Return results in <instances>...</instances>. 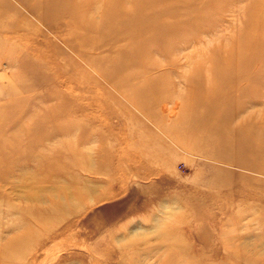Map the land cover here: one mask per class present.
<instances>
[{"label": "rangeland", "instance_id": "1", "mask_svg": "<svg viewBox=\"0 0 264 264\" xmlns=\"http://www.w3.org/2000/svg\"><path fill=\"white\" fill-rule=\"evenodd\" d=\"M60 2L0 0V264H264V0L149 4L167 45Z\"/></svg>", "mask_w": 264, "mask_h": 264}, {"label": "bare ground", "instance_id": "2", "mask_svg": "<svg viewBox=\"0 0 264 264\" xmlns=\"http://www.w3.org/2000/svg\"><path fill=\"white\" fill-rule=\"evenodd\" d=\"M60 5H58V10H62L66 7H69L71 5L70 0H61ZM159 2V0H109L108 6L110 9H113V13L106 15V21L112 28H117L120 31H123L124 29H127V37L132 38V39H138L139 37L142 38L144 35L148 41L157 39L160 41L162 44L167 45L169 44H175L172 40L166 38V32L167 29L163 27H160L157 25L156 19L153 18L152 15H149L150 12L146 11V7L149 4H156ZM127 7H132L133 10L131 12L128 11ZM50 8V7H49ZM51 9V8H50ZM117 13H121V15H116ZM149 16V17H148ZM151 17V18H150ZM83 14H81L80 19H83ZM146 42V41H145ZM142 46V45H141ZM142 57H146L147 55L150 54V51H144L142 52ZM146 54V55H145ZM257 54V51L254 52L250 46L244 45L242 48V53L239 57V60L241 61H246L245 64L248 65L251 61L255 59ZM96 66L99 68V71L104 77H110V73L108 70H105L102 65L96 64ZM249 66V65H248ZM235 68V67H233ZM231 68L228 65H225L224 70L225 72H228ZM245 70V67H243ZM19 72L23 71L25 72L26 70L24 69H17ZM195 74H200L201 70L196 69L194 70ZM195 78H199L198 76H192L191 80H194ZM112 80V79H111ZM113 80H115L113 78ZM194 83V82H193ZM115 87H118L119 89L123 87L122 81H120V84L118 81L115 83ZM200 85L199 82H196V85L193 87H189V92H187V96L185 98V108H184V114H192L194 112V107L196 105H199L201 107H206L208 108L211 112H215L219 109L222 108V106L225 104L226 101L228 100V92L225 91L221 96L215 95L213 93H217L216 91H212L209 89V94L210 96L207 95H200L199 88L198 86ZM231 88V87H230ZM147 92V91H146ZM140 91V96L144 98L148 93ZM48 96V95H47ZM48 101H51L54 103L53 106V111H56L58 108L59 109H64V104L59 97H54L52 95H49L46 98ZM125 99L135 107L138 111L146 115V117L149 120L157 121L154 116H152L149 113V108L146 106V104H141L138 103V100L136 97L134 98L133 96H128L125 93ZM56 109V110H55ZM221 120L224 122L229 119L231 115V110L227 109L226 107L224 109H221ZM70 114V112H64L61 111L55 115L56 119H60L62 117H67ZM182 115V114H181ZM55 125V124H54ZM216 128V127H215ZM65 129H62L61 131H64ZM215 130V129H214ZM44 131V130H43ZM185 133V132H184ZM184 133H179L176 132L174 135L176 136L177 139H179V135H183ZM187 134V132H186ZM65 136V135H64ZM215 136V135H214ZM216 137V136H215ZM242 138L240 139V142H242ZM181 142V141H180ZM182 145L183 142H181ZM264 137L260 138L259 144L255 145V148H257L258 152H261V156H264ZM31 164H35L31 162ZM14 170L10 168V170L7 171V174L13 173ZM41 182L44 183V179H40ZM42 184V183H41Z\"/></svg>", "mask_w": 264, "mask_h": 264}]
</instances>
